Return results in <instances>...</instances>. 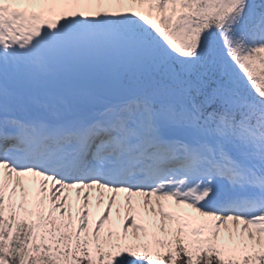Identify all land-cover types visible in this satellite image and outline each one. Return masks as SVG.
<instances>
[{
    "label": "snow or ice",
    "instance_id": "6c2138e0",
    "mask_svg": "<svg viewBox=\"0 0 264 264\" xmlns=\"http://www.w3.org/2000/svg\"><path fill=\"white\" fill-rule=\"evenodd\" d=\"M0 264H264V0H0Z\"/></svg>",
    "mask_w": 264,
    "mask_h": 264
}]
</instances>
